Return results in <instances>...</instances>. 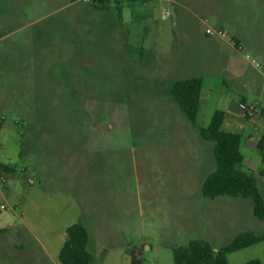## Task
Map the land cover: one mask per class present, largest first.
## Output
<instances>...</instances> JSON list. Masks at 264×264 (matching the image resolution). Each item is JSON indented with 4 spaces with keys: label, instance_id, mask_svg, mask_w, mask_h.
<instances>
[{
    "label": "rangeland",
    "instance_id": "374dc122",
    "mask_svg": "<svg viewBox=\"0 0 264 264\" xmlns=\"http://www.w3.org/2000/svg\"><path fill=\"white\" fill-rule=\"evenodd\" d=\"M227 54L239 77L224 70ZM190 78L204 81L198 125L217 110L238 120L240 169L264 193V0H0V163L15 168L0 191V264H62L77 222L94 264H132L131 254L175 264L173 249L192 240L218 251L239 233L262 234L250 199L202 195L215 143L171 96ZM241 103L257 106L255 119ZM228 260L264 264V242Z\"/></svg>",
    "mask_w": 264,
    "mask_h": 264
},
{
    "label": "trees",
    "instance_id": "16d2710c",
    "mask_svg": "<svg viewBox=\"0 0 264 264\" xmlns=\"http://www.w3.org/2000/svg\"><path fill=\"white\" fill-rule=\"evenodd\" d=\"M204 81L202 78L178 80L171 86V96L179 110L188 121L198 130L201 138L215 143L213 155L215 170L205 179L202 185V195L206 198L232 197L250 199L253 204L254 216L264 221V193L260 190L257 180L241 171L244 155L241 151L242 135L227 130L228 115L217 110L208 127H201L197 123L201 111V97ZM0 120V127L2 126ZM264 150V137L258 144ZM0 169L8 173H15L13 166L0 163ZM5 230H0V234ZM65 241L59 260L62 264H94V258L88 251L90 240L89 231L82 222H77L67 228ZM264 242V232L257 234L252 231L239 233L230 243L222 246L218 251L212 244L203 239L190 241L186 246L173 249L175 264H230L228 256L248 247ZM132 264H140L135 260ZM245 264H262L260 260H253Z\"/></svg>",
    "mask_w": 264,
    "mask_h": 264
},
{
    "label": "built area",
    "instance_id": "2783aa9c",
    "mask_svg": "<svg viewBox=\"0 0 264 264\" xmlns=\"http://www.w3.org/2000/svg\"><path fill=\"white\" fill-rule=\"evenodd\" d=\"M85 3H89L95 6H108L112 1H116V2H130V3H134V2H149L151 0H81ZM169 11H165L164 12V18H168L169 16ZM206 23V22H205ZM206 33L209 35H215L217 37H220L222 39H224V41L229 44V45H233L234 44V36H232L231 34H229L228 32H226L223 29H219V30H212L210 28L206 29ZM239 49H241L239 47ZM247 59H252L250 55H246ZM253 63H255V66L258 69H261L262 66L260 63L256 62L254 59L251 60ZM241 111L250 119H254L256 117L258 108L257 106H255L254 104H244L241 103L239 105ZM1 150H2V145H0V155H1ZM8 166V165H6ZM12 175V173H8L6 172L4 169H0V191H2L8 184H9V177ZM27 183L29 185H33L34 184V179L32 176H27ZM1 209L5 210L6 206L2 205Z\"/></svg>",
    "mask_w": 264,
    "mask_h": 264
},
{
    "label": "crops",
    "instance_id": "0c3cea01",
    "mask_svg": "<svg viewBox=\"0 0 264 264\" xmlns=\"http://www.w3.org/2000/svg\"><path fill=\"white\" fill-rule=\"evenodd\" d=\"M216 60L221 62L220 55L217 56ZM222 62L225 63V69L224 70L227 73H229L230 75H232L234 77H239L240 72H239L238 68L236 67V65L233 63L232 58H231V56L229 54L223 56V61ZM182 80H184V79H182ZM258 112H259V109L257 111V114H258ZM257 114H256V116H257ZM237 125H239L238 120L236 118H234V117H229L228 116L227 121H226L227 130H229L230 132H233V133H238L237 131L234 130L235 127H238ZM239 134H241V133H239ZM261 134L262 135L260 137V140L262 139V137H264V133H261ZM249 139L250 138H248V140ZM260 140H259V142H260ZM242 142H243V135H242ZM245 145H246V142H245ZM1 164H3V163H1ZM4 165H7V164H4ZM8 166L11 167V165H8ZM256 168H257V170L259 172L260 178L263 179L262 181L264 183V150H260V152H259V160L257 162ZM13 197H15L16 200H19L21 198L20 196H15L14 194H13ZM65 241H64V243H65ZM64 243H63V245H64ZM63 245H62V247H63ZM62 247H60V249H59V254H60V251H61Z\"/></svg>",
    "mask_w": 264,
    "mask_h": 264
}]
</instances>
